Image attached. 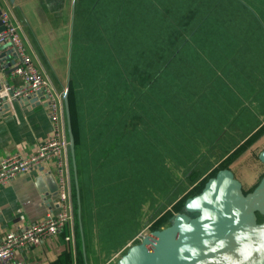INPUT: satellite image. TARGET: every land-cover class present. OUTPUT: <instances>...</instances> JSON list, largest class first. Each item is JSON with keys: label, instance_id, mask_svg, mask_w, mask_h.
I'll use <instances>...</instances> for the list:
<instances>
[{"label": "trees", "instance_id": "obj_1", "mask_svg": "<svg viewBox=\"0 0 264 264\" xmlns=\"http://www.w3.org/2000/svg\"><path fill=\"white\" fill-rule=\"evenodd\" d=\"M127 2L73 0L67 89L70 125L77 172L80 131L92 124L94 127L95 120L100 129L112 127L111 137L100 138L110 150L100 159L112 163L114 183L121 188L123 182L121 193L127 195L130 203V193H136V188L138 195L142 191L144 195L149 193L156 172L162 179V188L169 184L172 191L179 185L186 186L183 194L150 223L151 230H156L167 226L186 198L199 193L208 178L226 168L264 134V0H141L134 9ZM146 5L151 8L145 9ZM223 5L231 6L222 11ZM211 17L223 22L243 18L231 39L232 52L210 70L207 86L186 87L191 91L185 97L194 100L186 101L182 96L175 103L168 97L157 101L154 96L151 101V87L174 65L182 69L184 50ZM151 67H155L153 71ZM82 68L95 73H89L96 90L95 96L85 98L87 106L80 95L81 82L76 72ZM254 80L260 88L250 86ZM220 84L228 86L224 96ZM253 104L257 107L254 114ZM148 105L153 108L150 110ZM143 106L148 107V114H144ZM127 115L129 120L124 119ZM135 118L143 119L142 128L136 127ZM145 129L152 132L147 144ZM251 130L255 131L249 134ZM222 141L226 143L221 147ZM136 142L144 147L143 157L137 155L141 151L135 148ZM220 150L228 154L205 177H198L204 170L206 154ZM180 176L183 177L176 179Z\"/></svg>", "mask_w": 264, "mask_h": 264}, {"label": "crops", "instance_id": "obj_2", "mask_svg": "<svg viewBox=\"0 0 264 264\" xmlns=\"http://www.w3.org/2000/svg\"><path fill=\"white\" fill-rule=\"evenodd\" d=\"M0 8L19 25L26 52L39 73L60 90L68 70L72 0H0ZM0 46V52H5L6 56L0 65V77L12 87L19 86L21 78L18 75L3 74L13 66V56L8 44ZM253 85L256 86L255 80L250 86ZM235 100L234 93L233 102ZM251 109L254 114L256 104ZM96 123L94 127L92 124L80 131L76 149L80 219L74 202L75 183L70 179V164L65 153L61 163L62 176L73 217L40 244L17 251L15 260L28 264H116L125 249L136 242L141 228L136 217L143 213L130 210L129 198L121 193L123 182H120L121 188L114 183L112 163L100 159L101 154L110 151L109 145L101 144L103 139L100 138L111 137L113 131L107 126L100 129ZM52 132L53 123L43 97L35 98L32 103L13 100L0 112V157L13 153L29 155ZM263 140H258L253 148L261 146ZM56 165L55 160L43 161L0 186V237L8 231H20L27 223L38 221L48 213L57 212L59 177ZM239 169L241 162L232 168L236 176ZM249 176L243 173L237 176L245 189L254 183Z\"/></svg>", "mask_w": 264, "mask_h": 264}, {"label": "water", "instance_id": "obj_3", "mask_svg": "<svg viewBox=\"0 0 264 264\" xmlns=\"http://www.w3.org/2000/svg\"><path fill=\"white\" fill-rule=\"evenodd\" d=\"M3 28L0 22V30ZM71 39L72 31L70 45ZM10 53L13 66L3 72L5 76L16 68L17 57L12 48ZM5 58V52L1 51L0 65ZM68 83L69 58L66 82L60 90L56 89L61 96L66 155L70 164V179L74 181L70 180V183H75L76 213L80 219L75 142L67 101ZM3 84L8 85V82L0 77V88ZM35 98H27L24 102L32 103ZM6 107L8 104H3L0 112ZM263 138L264 134L226 168L208 178L199 193L186 198L167 226L140 234V238L125 249L116 264H264V219L258 221V215L264 216V174L252 190L244 193L241 180L232 170ZM257 159L264 164V149L259 151Z\"/></svg>", "mask_w": 264, "mask_h": 264}, {"label": "rangeland", "instance_id": "obj_4", "mask_svg": "<svg viewBox=\"0 0 264 264\" xmlns=\"http://www.w3.org/2000/svg\"><path fill=\"white\" fill-rule=\"evenodd\" d=\"M141 0H128L127 4L130 7V9H134L135 6L140 4ZM227 0H225L226 2ZM230 1V0H228ZM226 6L231 5H223L222 11H224V8ZM151 7L145 6V9H148ZM243 11V10H242ZM148 13L146 12L144 14V17L147 16ZM227 19H229L227 17ZM143 21H146L143 19ZM242 20H236L235 17L231 19V21H222L219 17H211L208 21L206 26L203 28V30L198 33L188 44L186 49L183 52V55L185 57V61H182L184 65L182 66V69L175 68L174 65L171 70H169L167 75H163L162 79H159L154 86H152V95L149 96L151 101H154L155 99L152 97H156V100L159 101L162 98H171V101L177 103L183 96L184 100H194V98H186L187 92L191 91L190 88L187 89L189 84L193 86L194 89L200 86H204L211 81V75L210 70L214 67V65H219L227 54L232 52L231 44H232V38L234 37V34L237 33V26L239 24H242ZM195 57L200 58L199 60H196ZM203 61V63H202ZM205 62H206V68H205ZM181 63V62H180ZM129 64L126 62V65ZM135 66H138V64H134ZM193 65V67H192ZM201 65V66H200ZM201 67V68H200ZM80 68V67H79ZM155 68V67H154ZM154 68L151 67V70L153 71ZM175 68V70H173ZM75 68H72L74 70ZM83 69V68H82ZM77 70V69H76ZM77 75L80 77L81 82V88L82 90L80 95L84 99V104L87 106V101L85 98L95 96V86L92 82H90L89 73L95 74L87 69L83 70H77ZM221 76H224V73L220 74ZM223 77V78H224ZM204 84V85H201ZM221 88V95L224 96L227 92L228 86L220 84ZM211 96V94H210ZM215 99V98H214ZM94 103L97 104L96 100ZM150 107V110L153 108L152 105H148ZM145 109L144 114H148V107L143 106ZM180 107V106H178ZM108 108V106H107ZM84 117V115H83ZM138 117V116H137ZM156 118V115H154ZM153 117V118H154ZM125 120H129L128 115L124 117ZM143 120V119H142ZM142 120L139 118H135L136 127L142 128ZM112 122H114V117ZM112 128V127H111ZM134 131H137L135 127L132 128ZM148 136L144 138L145 144H147V139L150 138L152 132L148 129H145ZM256 130V129H255ZM255 130H251L249 134H252ZM143 132V131H142ZM144 134V133H143ZM142 136V135H141ZM144 137V136H143ZM243 136H241L242 138ZM246 137V136H245ZM244 137V138H245ZM131 138V137H129ZM242 138V139H244ZM264 139V138H263ZM128 141V137L126 142ZM133 142H131L132 144ZM156 146V145H155ZM264 146V140L261 143V146L256 147L254 150H252L254 153L252 155L251 152H247L243 159H241V169H239V173L237 176H240L241 173L243 174H249L250 178L252 180H255V173L257 174L259 165L257 162H255L256 156L258 155L261 147ZM127 147V145H125ZM136 149H140L141 152H138L137 155H141L140 157H143V150L144 147L139 145L138 142H136L135 145ZM218 153L208 155L206 154V161L202 164V169L200 172L195 170L198 174V177H205L212 169L216 168L223 160V156L228 154V152H222L216 151ZM156 154V151H155ZM122 155V154H120ZM149 153L146 154L148 157ZM159 153L156 156V159L158 157ZM130 157L133 156V154H129ZM125 157H123L124 159ZM127 159V158H126ZM157 164V161L156 163ZM158 165V164H157ZM157 165H155V171L157 170ZM232 165V164H231ZM257 169H256V167ZM141 169V167H140ZM115 171V170H114ZM237 173V171H236ZM253 175V176H252ZM183 176H180L181 179ZM244 177H247L244 175ZM246 179H244L245 181ZM162 179L158 176L157 172L153 179L150 182V186L148 187L149 193L147 195H144V191H142L141 194L138 195L139 190L136 188V193L132 192L130 193V201L132 203L129 204L130 210L136 211V212H142V216H137L138 220V226L141 227L139 231V236L137 237V240L140 238V234H144L147 231L151 230L149 227L150 223L156 218V216L164 211L165 209H168L171 206V203L176 199L179 198L183 193L181 191L186 187L184 185L177 186V189L169 191L168 185H165L163 188L161 185ZM193 185V184H190ZM181 186V187H180ZM247 187V186H245ZM142 188V187H141ZM162 189V192H161ZM168 195V196H167ZM167 196V197H166ZM167 198L166 200L164 198ZM135 212V213H136ZM136 240V241H137Z\"/></svg>", "mask_w": 264, "mask_h": 264}, {"label": "built area", "instance_id": "obj_5", "mask_svg": "<svg viewBox=\"0 0 264 264\" xmlns=\"http://www.w3.org/2000/svg\"><path fill=\"white\" fill-rule=\"evenodd\" d=\"M0 22L4 26L3 30H0V44H8L15 52L16 68L12 73L21 78L19 86H1L0 108L13 100L43 97L48 107V116L53 123L51 136L42 140L31 154L13 153L0 157V186L9 183L15 176L36 168L43 161L55 160L57 163V212L48 213L38 221L27 223L20 231H8L0 237V264H28L26 261L15 260L16 252L40 244L61 230L73 217L72 206L67 202L69 193L65 188L61 164L66 153L67 140L60 94L51 80L39 73L26 52L19 25L13 23L5 12L0 13Z\"/></svg>", "mask_w": 264, "mask_h": 264}, {"label": "flooded vegetation", "instance_id": "obj_6", "mask_svg": "<svg viewBox=\"0 0 264 264\" xmlns=\"http://www.w3.org/2000/svg\"><path fill=\"white\" fill-rule=\"evenodd\" d=\"M226 143V141H222L221 143H220V145H221V147L224 145ZM262 149H264V146L263 147H261ZM255 149V147L252 149V150H254ZM262 149H260V150H262ZM251 150V151H252ZM253 151H252V155H253ZM257 157H258V155L256 156V159H257ZM255 162H257V164L259 165V169H258V172H257V174L255 173V177H256V179L254 180V183L252 184V186L249 188V190H252L255 186H256V184L258 183V181H259V179H260V177L264 174V164H261V163H259L258 162V159L255 161ZM256 167V166H255ZM256 169H257V167H256ZM253 176V175H252ZM243 191H244V193L246 192V191H248V189H245L244 187H243ZM260 218H263L264 219V216H259L258 215V221H261V220H259ZM262 219V220H263Z\"/></svg>", "mask_w": 264, "mask_h": 264}]
</instances>
